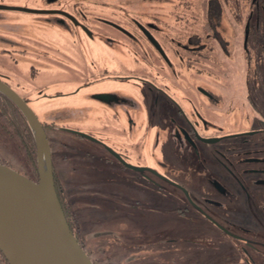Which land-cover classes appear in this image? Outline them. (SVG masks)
Masks as SVG:
<instances>
[{
	"label": "flooded vegetation",
	"instance_id": "af4514ba",
	"mask_svg": "<svg viewBox=\"0 0 264 264\" xmlns=\"http://www.w3.org/2000/svg\"><path fill=\"white\" fill-rule=\"evenodd\" d=\"M43 1L0 0V11H13L21 16L7 20L4 13L0 14V27L10 30V33L0 32V79L16 90L37 115L39 112L36 110V104L49 106L46 111L49 118L38 116L46 132L50 125L48 122L62 120L63 116L71 120L73 116L70 117L69 111L86 112L92 106L102 107L103 111L91 116L94 118L102 116L111 120V131H114L113 144H108L103 138L92 136L91 132H76L65 126L61 129L67 132L74 131L86 140L99 143L103 153L81 148L78 151L87 155V158H94L98 162L104 161L109 169L91 167L88 162L82 165L68 162L66 161L68 155L65 152L60 159L66 161L73 172L92 171L98 175V179L104 177L102 179L111 181L120 189L130 190L131 193L128 195H115V199L110 202L112 208L109 213L111 215L114 212L127 211L126 216L141 222L137 233L160 232L167 226L164 225L165 220L176 219L180 231L189 234L190 239L187 241V238H178L176 233H167V236L157 241L163 240L162 243H167L168 247H165L164 252H173L175 255V259L169 264L181 263L186 258H176V255H181L183 251L189 253L188 250L192 253L199 252L193 259L194 264H264V192L254 196L259 203L256 210L249 208L238 210L237 203L235 206L227 203V200L236 202L235 195L219 178L210 177L209 181L219 196H203L202 201L206 204L203 206L188 185L175 176L176 170H179L176 162L168 161L167 159L171 157L165 155L166 144H169L175 150L176 159L187 154L196 157L202 163L200 143L213 145L215 148L212 154L229 172H233V169L241 165V173L246 174L248 181L254 186H264V125L250 131H238L240 133H207L202 128L207 126L209 120L193 104L195 98L187 96L193 106L188 112L180 102L182 95L180 83L167 79L170 75H166V67L173 69L175 76L180 67L174 64L162 41L143 22L134 20L136 27L142 32L140 35L130 34L122 23L109 19L104 20L106 32H99L88 24L89 21L82 11L83 5L76 3L71 10L68 3ZM35 14H41L44 18L35 17ZM20 26L25 27L23 31ZM48 27L58 30L54 34H48ZM115 30L122 32L128 39L115 34ZM141 37L146 40L152 51H149L148 47L143 51L134 48L143 42ZM45 44L48 49L43 46ZM100 47L106 49L102 51ZM151 54L157 58L156 63ZM125 59H129L131 63H137L142 59L145 63L157 65L156 68L151 67L152 69L149 66V71L144 74L133 66H127ZM107 60L110 65H105ZM172 64L175 67H171ZM8 69L12 72H8ZM203 92L208 94L205 90ZM6 101L15 104L10 97L0 91V104ZM160 107L164 110L161 113V121L169 123L165 125L169 141L162 143L157 154L152 155L154 161L148 162L145 137L142 136L141 139V136H136L134 127L137 120L134 117L144 121L143 127H146L148 136L149 127L145 126V122L149 121L145 120L159 121L157 111ZM82 114L85 113L82 112L78 116ZM249 134L257 135L258 140L254 141L255 144L249 142ZM212 138L216 140H210ZM229 140H238L244 142L243 145H249V149L238 152L241 155L237 161H226L216 155H224L223 149L216 144ZM49 142L51 146L54 141L49 139ZM159 144L160 131H154L153 148H157ZM61 145L68 146V143L62 140ZM248 153H256L258 156L247 158ZM0 162L7 164L5 159H0ZM56 165L57 162L53 160L55 185L60 191V186L63 187L68 181L59 177ZM253 174L256 176L252 177ZM148 195L153 196L155 202L157 199L168 201L169 203L165 205L170 209L163 211L153 202L149 204ZM117 199L122 203L119 207ZM228 205L234 209L230 210ZM173 230L177 232L176 228ZM75 234L86 250L82 239L77 232ZM108 235L112 243H118L115 237L119 238L118 235L121 233L108 231ZM203 238L207 241L203 242ZM140 239H137L138 242L127 244L128 249L136 251L145 249V243L150 238ZM179 239L185 240L187 244L182 245ZM227 245L230 246L229 250L232 248L235 251L236 257L232 258L229 251L227 253ZM132 252L135 251L130 253ZM87 253L89 254L88 251ZM136 259L138 257L130 262L136 263L134 262ZM92 260L96 264V261Z\"/></svg>",
	"mask_w": 264,
	"mask_h": 264
},
{
	"label": "rangeland",
	"instance_id": "374dc122",
	"mask_svg": "<svg viewBox=\"0 0 264 264\" xmlns=\"http://www.w3.org/2000/svg\"><path fill=\"white\" fill-rule=\"evenodd\" d=\"M41 1L37 0V2ZM53 1L68 3V7L71 10L76 3L83 5L82 11L85 13L84 17L89 21L88 24L96 28L99 32H106L104 30L107 27L104 22L105 19L122 23L132 35L142 34L141 30L134 23L135 19L149 27L151 32L162 41L174 64L180 67V70L176 67L178 69L176 76L173 69H167L166 67L165 73L166 75H170V77L167 76V79L180 83L182 93L180 102L188 112L191 111L193 106L190 104L191 101L187 96L189 95L195 98V103L193 104L209 120L207 126L202 128L207 133H240L243 130L250 131L264 125V43L255 45L251 39H248L245 24L244 22L241 23L243 19L239 20L236 18L237 14L233 9L232 1ZM2 13L5 14L4 18L7 20H14V18L21 17L13 11H0V14ZM34 16L40 19L43 17L41 14H35ZM207 22L210 25L207 24V28L205 29V23ZM24 28V26H20L22 31ZM57 30L53 27H48L47 33L54 34ZM0 32L10 33V30L0 27ZM114 33L123 39H128L120 31L115 30ZM141 39L143 38L141 37ZM138 45L134 48L143 51L148 47L149 51H152L145 39ZM43 46L47 48L46 44ZM85 49L89 51V48L86 46ZM103 49L105 50L106 48L100 47V50L103 51ZM151 56H154L155 59H152L156 63L157 58L155 55L151 54ZM87 61L89 60L87 59ZM124 61L128 64L127 66H133L136 70L142 71L144 74L149 71V68H156L157 65H153L151 62L150 64L145 63L142 59L137 63H131L129 59H125ZM45 64L43 63V65ZM174 64L171 67H175ZM85 65H88L87 62ZM105 65H110L109 60H107ZM12 66L11 64V70H13ZM11 70L8 69L7 71L10 72ZM203 90L208 94H205ZM47 108L49 106L45 104H36V110L39 112L38 116L40 118L47 117ZM100 111H103L102 107L97 108L92 106L89 111H82L85 114L81 116H78L82 113L78 112V110L75 113L69 111L70 117L73 116L71 120H68L67 116H63L62 120L48 122L50 125L47 128V134L49 139L54 141L51 143L52 159L57 162L56 166L59 169V177L68 181L63 187L60 186V197L62 202L70 208L68 212L71 221H73V227L82 239L83 245L86 247L91 258L96 261V264H128V262L129 264L172 263L173 259H175L173 252H164L166 251L165 247H168L167 243H162L163 240L157 241L167 236V233H176L178 238L182 239L184 237L187 238V241L190 239L189 234L180 231L176 219L165 220L164 225L167 226L160 232L137 233L136 231L141 222H136L131 216H126L127 211L125 210L119 213L114 212L110 216L104 217L109 213L101 212L99 211L100 209L110 211L112 208L110 202L115 199V195H128L131 191L120 189L118 185L113 184L111 181L102 179L104 177L98 179V175L92 171L73 172L70 165L66 163V161H71L78 163L77 165H82L88 162V165L91 167L98 166L99 168L109 169L104 161L98 162L94 158H87V155L81 154L78 151L81 148L82 150L89 149L94 153H103L99 143L93 142L90 139L86 140L78 136L74 131L67 132L61 130L65 126L76 132H91L92 136L103 138L106 143L113 144L114 131H111V120L102 116H99V118L92 117ZM163 112L164 110L161 107L157 111L159 121L145 120L149 121L145 122V126L149 127L148 136L145 130L146 127H143L144 121L138 119V117H134L137 120L136 127H134L136 136H141V139L142 136L143 138L145 137V151L148 150L146 152L148 153V157L146 158L148 162H153L152 155L157 154L162 143L169 141L167 137L168 132L165 127L169 123L165 120L161 121V113ZM54 113L61 114V112ZM50 118H52V114ZM154 131H160V144L155 149L153 148ZM235 135L241 136V134ZM248 136H250L249 142L258 140L256 134H249ZM0 139H2V141L0 140V159H5L7 164L32 177L38 178L36 166L37 150L36 165H34L31 164L33 160L30 158V155L24 152L26 148L23 146L20 149L18 147L16 149L13 148L1 134ZM62 140L67 141L68 146L62 147ZM240 143L238 140L218 143L216 146L223 149L224 155H216L226 161H237V158L241 155L238 152L249 149V145H243L244 142ZM166 145L165 155L171 157L166 159L170 162L175 161L179 167V170L175 172V176L177 175V178L185 182L188 188L193 191L194 195L199 197L197 199L201 205L206 206L202 201L203 196H219V193L209 181L210 177H216L223 181L235 195L234 201L236 202L227 200L228 204L230 203L231 205L232 203V206H235L237 203L236 207L238 210H246V208L256 210L259 207V203L256 202L257 197L254 198V196H257L260 192H264V186H254L248 181L246 174L241 173V165L233 169V172H229L212 154L215 148L213 145L200 143L199 146L203 157L202 163L200 162L201 160L198 161L196 157L187 156V154L180 155L176 159L175 150L172 149L171 145ZM63 152L68 155V160L65 162L63 159H60ZM255 156L258 155L256 153L246 154L247 158H253ZM249 163L255 166L254 163ZM225 169L228 173H226ZM254 176L256 174L252 175V177ZM147 200L149 204L153 202L163 211L170 209L168 205H165L169 203L168 201L165 202L162 199L157 201V199L155 202L151 195H148ZM117 201V207L121 206L122 203L118 199ZM89 205H92V207ZM230 205H228V208L230 210L234 209ZM95 207L99 210H96ZM150 212L155 214V212ZM169 226L170 228H168ZM175 228L177 232L173 230ZM108 231L121 233V235H118L120 236L119 238L117 236L115 237L119 241L118 243H112L110 241L111 237L108 235ZM97 232H101V235L96 234ZM205 236L203 235V237ZM138 238H150L145 243V249L137 251L128 249L127 244L134 241L138 242ZM178 241L184 246L187 244L185 240L179 239ZM206 241L207 239L203 238V242ZM105 244L107 246H104ZM229 247L228 245L226 246L227 253L229 251V255L232 258L236 257L235 251L232 248L229 250ZM131 251L135 252L130 253ZM187 252L189 253L183 251L182 253L180 252L181 255H176V258H186L179 264H194L193 259L198 256L199 252L192 253L190 250ZM224 256L226 255L224 254ZM137 257L138 259L134 261L136 263L130 262Z\"/></svg>",
	"mask_w": 264,
	"mask_h": 264
},
{
	"label": "water",
	"instance_id": "95a60500",
	"mask_svg": "<svg viewBox=\"0 0 264 264\" xmlns=\"http://www.w3.org/2000/svg\"><path fill=\"white\" fill-rule=\"evenodd\" d=\"M147 33L159 45L150 32ZM0 91L15 102L31 126L38 170V178L34 179L0 162V249L10 264H95L71 228L61 205L51 146L43 123L19 93L1 79ZM10 225L15 226L18 233L12 235Z\"/></svg>",
	"mask_w": 264,
	"mask_h": 264
},
{
	"label": "trees",
	"instance_id": "16d2710c",
	"mask_svg": "<svg viewBox=\"0 0 264 264\" xmlns=\"http://www.w3.org/2000/svg\"><path fill=\"white\" fill-rule=\"evenodd\" d=\"M232 1L236 18L244 22L247 37L255 45L264 43V0H228ZM248 7V9H247ZM210 25L209 22L205 23ZM0 134L6 138L7 142L16 149L23 146L26 148V154L30 155L33 161L31 164L36 165V141L31 126L22 112V110L11 101L0 104ZM2 141V139H0ZM23 152V151H22ZM23 152V153H24ZM37 166V165H36ZM38 172V170H37ZM61 205L65 212L66 218L73 229L68 207L62 202L60 191L57 190ZM0 264H10L9 260L0 249Z\"/></svg>",
	"mask_w": 264,
	"mask_h": 264
},
{
	"label": "bare ground",
	"instance_id": "6f19581e",
	"mask_svg": "<svg viewBox=\"0 0 264 264\" xmlns=\"http://www.w3.org/2000/svg\"><path fill=\"white\" fill-rule=\"evenodd\" d=\"M44 169H46V166H45V164H44ZM11 231V234L13 235V234H15V233H18V230L15 228V226H12V225H10L9 226V232ZM28 259V258H27ZM27 261H29V260H27Z\"/></svg>",
	"mask_w": 264,
	"mask_h": 264
},
{
	"label": "crops",
	"instance_id": "0c3cea01",
	"mask_svg": "<svg viewBox=\"0 0 264 264\" xmlns=\"http://www.w3.org/2000/svg\"><path fill=\"white\" fill-rule=\"evenodd\" d=\"M89 206H90V205H89ZM95 209H96V210H99L97 207H95ZM79 211H80V210H79ZM99 211L104 212V213H105V212H106V213H109L108 210H104V211H102V210L100 209ZM109 215H110V213H109V214H106L104 217H108ZM96 234H98V235L100 234V235H101V232H97Z\"/></svg>",
	"mask_w": 264,
	"mask_h": 264
}]
</instances>
